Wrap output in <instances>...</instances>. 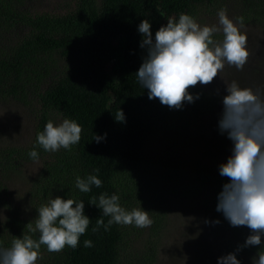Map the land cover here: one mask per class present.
Masks as SVG:
<instances>
[{"label": "trees", "instance_id": "1", "mask_svg": "<svg viewBox=\"0 0 264 264\" xmlns=\"http://www.w3.org/2000/svg\"><path fill=\"white\" fill-rule=\"evenodd\" d=\"M222 3H231L236 17H244V22L264 25V0H67L55 14L41 10L33 0H0V35L17 30L4 43L0 39V98L17 101L34 116L28 144L0 148V203L6 207L0 220V246L9 247L23 234L38 239L39 233H29L27 224L34 226L39 208L60 196L84 201L91 223L77 248L66 246L51 253L42 246L43 258L36 264H158L168 199L200 192L214 218L211 227L217 238L210 240L215 241L217 264L219 257L244 244L250 230L231 226L216 211L218 194L227 182L219 168L187 170L192 181L180 187L179 171L172 163L187 120L218 104L219 91L208 95L196 85L189 92L194 97L199 94V99L185 101L181 109L169 108L158 99L150 100L136 76L146 54L140 47L141 20L151 22L154 37L168 19L178 20L182 12L194 17ZM119 109L123 122L115 119ZM54 116L82 126L81 140L71 150L47 152L37 144V134ZM105 133L101 142L94 140ZM151 142H156L155 149ZM34 147L37 160L29 156ZM29 161L38 168L21 179L24 203L17 207L7 200L5 205L1 202L4 183ZM90 174L98 175L102 187L81 192L76 177ZM101 193L119 195L121 206L128 210L148 211L153 220L148 234L143 228L118 224L93 232L102 211L89 201ZM103 219L107 223L109 217ZM84 240H91L93 247L85 248ZM260 248L264 250V237L261 246L243 248L237 258L241 264H252Z\"/></svg>", "mask_w": 264, "mask_h": 264}, {"label": "clouds", "instance_id": "2", "mask_svg": "<svg viewBox=\"0 0 264 264\" xmlns=\"http://www.w3.org/2000/svg\"><path fill=\"white\" fill-rule=\"evenodd\" d=\"M226 8H221L218 25H201L190 14L180 13L178 20L170 18L153 37L151 22L141 20L138 32L142 36L140 47L146 50L136 76L148 98L158 99L162 105L181 109L185 101L193 103L199 99L189 92L197 84L208 85L222 72L226 65L242 71L250 55L247 50V33L244 31V17L230 18ZM222 33L218 40L216 34ZM226 84L227 94L222 98V112L218 129L232 142V154L226 163L219 166V174L227 178L218 194L216 211L222 212L233 227L246 226L250 230L243 245L236 251L218 258V264H241L237 253L243 248L262 245L264 237V89L241 87L232 80ZM115 119L124 121V113L119 109ZM82 126L75 120L64 119L56 124L49 120L43 131L37 134V144L47 152H56L71 147L81 140ZM95 135L99 143L106 138ZM30 158L37 160L39 153L29 152ZM100 169H94L99 173ZM98 175L85 178L76 177V187L84 193L92 186L102 187ZM89 204L102 211L96 220L93 232L101 227L108 231L113 224L134 225L148 228L152 225L149 212L142 207L126 209L120 204L119 195L101 193L92 197ZM84 201L56 196L38 210L34 226L27 224L29 233H39L38 239L31 234H23L11 241L9 247L0 246V264H36L42 259L41 247L59 253L64 248L79 246L91 220L84 213ZM103 217H109L105 223ZM219 223V220L214 221ZM85 248L93 247L91 240H84ZM262 248V247H261ZM258 250L251 258L252 264H264V250Z\"/></svg>", "mask_w": 264, "mask_h": 264}, {"label": "rangeland", "instance_id": "3", "mask_svg": "<svg viewBox=\"0 0 264 264\" xmlns=\"http://www.w3.org/2000/svg\"><path fill=\"white\" fill-rule=\"evenodd\" d=\"M35 5L51 14L60 13L59 10L67 0H33ZM226 8L230 18H235V9L231 3H222L210 10L199 11L194 16L199 24L218 25V11ZM202 9V8H201ZM209 10V7L207 8ZM247 33V50L250 55L242 71H238L234 66L226 65L222 72L214 78L208 85H201L208 95L213 90L217 92L219 103L209 107L203 114L188 119L185 131L177 141V158L172 163L175 164L176 171H179L180 187L189 184L192 180L190 172L195 168H219L222 163H226L227 158L232 154L233 144L226 134H221L218 129V120L222 112V98L227 94L226 84L236 80L241 87H260L264 89V25L254 22H244ZM12 29L2 33L0 39L4 43L5 39L17 31ZM220 40L222 33L215 36ZM1 44V42H0ZM62 65H58V69ZM34 116L30 110L22 104L10 98H0V148L3 146H14L16 144H28L33 137ZM63 118L54 116L52 121L59 124ZM155 149L156 142H151ZM38 168L36 162H26L21 172L12 175L9 183H4L5 196L1 200L5 205L9 201L17 207L24 203L25 190L21 189L24 183L21 181L24 173L30 175ZM18 172V171H16ZM188 179V180H187ZM178 187V186H177ZM24 193V194H23ZM8 200V201H7ZM169 210L165 211V226L160 232V253L158 264H217L214 244L211 241L215 235L213 226L214 219L208 212L203 193L200 192L193 197L171 196L167 203ZM5 206L0 203V220L4 218ZM144 235L148 234V229L143 228ZM250 234V231H247ZM247 233H245L247 235ZM217 238V237H216ZM216 238H213L214 240ZM209 240V241H208Z\"/></svg>", "mask_w": 264, "mask_h": 264}]
</instances>
